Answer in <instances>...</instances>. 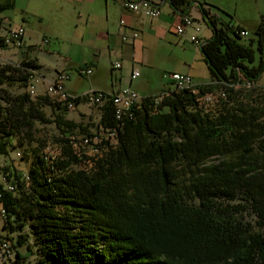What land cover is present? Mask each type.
<instances>
[{"label":"trees","instance_id":"obj_1","mask_svg":"<svg viewBox=\"0 0 264 264\" xmlns=\"http://www.w3.org/2000/svg\"><path fill=\"white\" fill-rule=\"evenodd\" d=\"M170 2L183 14L190 4ZM13 7L14 0H0V14ZM199 10L211 30L199 47L211 82L163 90L156 105L144 97L120 122L106 101L94 128L116 127V144H100L102 155L89 168L77 166L69 143L70 137L91 134L88 123L66 118L67 108L59 104L48 117L41 98L8 90L26 89L29 75L40 67L35 59L0 62L2 228L17 233L14 241L0 238L11 249L30 250V234L36 264H264V180L254 183L250 176L258 168L251 158L261 155L264 161V93L256 95V106L227 102L232 90L245 89L251 97L250 91L264 87L256 84L264 70V16L255 30L259 60L253 64L254 40L242 42L241 28L212 13L210 4L199 3ZM244 80L253 86L247 89ZM218 85L224 89L209 91ZM220 92L224 98L204 100L216 103L214 109L197 103L202 95ZM41 100L53 104L48 97ZM83 100L77 96L74 104ZM35 123H53L59 134L39 139ZM15 137L28 145L27 170L10 158ZM49 143L59 147V155L44 160ZM22 174L31 181L26 187ZM237 198L254 211L256 231L234 217L243 206L228 202Z\"/></svg>","mask_w":264,"mask_h":264},{"label":"rangeland","instance_id":"obj_2","mask_svg":"<svg viewBox=\"0 0 264 264\" xmlns=\"http://www.w3.org/2000/svg\"><path fill=\"white\" fill-rule=\"evenodd\" d=\"M211 5V12L220 15L223 20H226L233 24H243L247 28V35L241 37V41L248 43L249 40H254L253 48L255 50V60L253 64H257L259 60V53L256 50V34L255 30L261 21V14H264V0H207ZM48 4H52L54 9L47 8ZM78 0H14V7L12 9L3 11L0 16L3 19L4 26L15 27L16 24L22 23V17H25V28H24V38L25 42L31 43L32 46H26L25 42L21 48L27 53L28 57L35 59L38 64H40L39 70L36 71L40 81H44L42 89L46 85V81L51 78L55 70H61L64 68L70 73V77L65 81V86L68 88L80 87V83L86 82V78H80L72 66L78 64H87L95 55L98 56V48L100 49V61L103 64L109 65V55L105 47L99 45L94 48L90 45V42L79 35V28L76 29V13L78 11ZM59 7H62V13L59 11ZM56 8V9H55ZM168 6L164 5L162 9V15H166L168 12ZM61 13V14H60ZM264 16V15H262ZM41 17L43 23L51 25V29L54 30V34H48L38 29L37 18ZM118 20V19H117ZM80 23L81 19H80ZM79 23V25H80ZM84 23V21H83ZM199 31L194 32L189 30V34L195 35L200 39H203L207 34V25L202 21L197 22ZM89 27V24L87 25ZM234 26V25H233ZM88 30V29H86ZM43 36H46L51 41V44L44 46L41 43ZM16 50L14 48L6 49L3 55H11L14 57L13 53ZM201 52L199 46H195L189 38L178 37L177 35L167 32L165 39L154 38L153 36H148L145 47L143 48V58L135 63V68L138 69L139 75L135 80L132 81L131 88L136 90L138 94L143 99L144 97H149L154 105L156 95L161 93L163 90L171 89L172 85L169 80L164 77V74L175 72L177 70H188L189 66H193L195 71V82L207 81L208 72L205 65L200 60ZM112 62H121L122 70L121 72L115 71L116 81L121 84V86L128 87L131 73V66L127 60H120L119 57L111 59ZM20 57L15 58L14 61L0 60V62H12L19 63ZM193 82V81H192ZM258 85H264V70L262 71L259 79L257 80ZM253 86V85H252ZM248 87L247 89L251 88ZM220 89H224L223 86L218 85L210 92H216ZM254 89L252 95L246 93L245 89L232 90L229 92V98L227 102L232 103L240 101L247 105H259V97L256 95L261 92L264 93V87L259 88L260 90ZM263 89V90H262ZM11 94H18L26 92L25 88H17L13 86L8 88ZM172 90V89H171ZM151 94V95H147ZM216 94V93H211ZM32 99H38L43 97H48L53 103L52 105L43 102L41 99L39 101V106L46 113L48 117H52L56 112V102L60 100L56 99L57 96H53L48 92L42 91L39 94L31 96ZM248 98V99H247ZM203 99V95L199 98ZM256 99V103L252 101ZM226 100V99H225ZM62 101V100H60ZM84 101V100H83ZM64 102V101H62ZM209 109H214L218 107L216 103L208 104L204 102ZM60 107H62L60 105ZM90 108V111L83 113H77L76 109L63 110L62 114L68 119H72L76 122H80L85 125L88 123L90 125V135L101 136L102 128L98 126V130H95L94 125L97 123L99 114L97 111L99 109L91 107L85 102H81L77 105L79 110ZM92 109V110H91ZM59 134L58 129L53 123L40 124L35 123V137L39 139H53V137ZM79 134L77 131H73L71 135ZM81 136H77L80 140ZM19 138H14V144L16 147L10 152V158L16 161H20L22 170H27L30 166L31 156L28 154V145L26 141H22L23 145H19ZM111 146L116 144V140L109 143ZM35 146V142L32 143ZM46 147H51V154L53 156L59 155V147L52 146L50 143ZM71 147V146H70ZM73 148V147H72ZM71 148V149H72ZM72 152L79 159L77 166L89 168L94 160L98 159L102 155V151L93 152L91 147L80 143L78 148L72 149ZM81 157H80V156ZM27 157L23 160L20 157ZM214 161V160H212ZM251 162L258 168L256 172L250 173L251 178H254L252 182L261 184L264 180V161L261 155H256L251 158ZM5 163V159L0 158V166ZM0 182H4L0 175ZM229 205H235L237 203H244L239 198L228 202ZM242 210L237 208V212L234 211V217L236 219L246 224L253 231H256L257 227L255 224L256 216L254 211L247 204H242ZM239 210V211H238ZM3 218L0 216V236L8 235L14 238L17 233L7 234L2 228ZM23 233H28V229L25 227L22 231ZM32 236L29 234L27 243L30 244L31 249L27 250L26 245L17 246L12 249L13 252L17 251L24 258V261L28 264H36L37 256L35 254V248L32 245Z\"/></svg>","mask_w":264,"mask_h":264},{"label":"crops","instance_id":"obj_3","mask_svg":"<svg viewBox=\"0 0 264 264\" xmlns=\"http://www.w3.org/2000/svg\"><path fill=\"white\" fill-rule=\"evenodd\" d=\"M124 1L125 0H78V11L76 13V29L79 28V35L90 42V45L96 48L97 45L101 48V46L105 47L108 55H109V65L103 64L100 61V49L98 48V56L96 55L89 60L87 64H78L76 66H72V68L76 71L77 75L80 78H86V82L80 83V87L75 88H68L65 86V91L70 96H84L82 94L88 92V91H116L120 88H123L125 86H121L119 82L116 81V73L115 71L121 72L122 70V63L121 62H112L111 59H115L117 57L120 58V60H127L128 63L131 66V72L135 68V63L138 62L143 58V48L146 45L148 36H153L154 38L158 39H165L167 32H171L178 37H184L189 38V30H192L191 28H187L185 30V33L180 36L175 31V26L181 19L183 15L190 16L194 19L195 22L202 21L201 13L199 10V3H208L207 0H190V4L185 7L186 12L183 14L181 10H175L171 4L168 3V0H147L151 2L152 4L156 5L159 10L160 14L158 17L155 18H149L145 16L142 13H136L130 10H127L124 7ZM130 1H140V0H130ZM168 6V12L164 16L162 15V9L163 6ZM204 5V4H203ZM204 7H207L205 4ZM47 8L54 9V6L52 4H48ZM56 9V8H55ZM59 11L62 13V7H59ZM60 13V14H61ZM63 14V13H62ZM264 14H261V17ZM22 23L16 24L17 26H23L25 28L24 22L25 17L22 18ZM80 19L81 22L80 23ZM118 19V20H117ZM123 20L124 24H120V21ZM84 21V23H83ZM38 22V29L42 30L45 33H48L49 35L54 34V30L51 29V25L44 24L41 17L37 18ZM80 23V25H79ZM89 24V27L87 26ZM205 24V22H204ZM234 26H238L239 28L246 31L247 35V28L239 23V24H233ZM208 28V27H207ZM88 29V30H86ZM207 34L204 36L203 39H199V43L195 46H199L200 43H202L204 40L210 37L211 30L207 29ZM136 32V37H131V33ZM122 35H125V38H122ZM263 38H264V29H263ZM25 38L23 37V41ZM25 42V41H24ZM41 43L44 46H48V44H51V41L48 37L43 36L41 39ZM26 46H32L31 43L25 42ZM101 45V46H100ZM9 49V48H7ZM23 48L15 49L16 51L13 53L14 57L11 55H3V52L6 49H3L0 52V60L4 61H14L15 58L20 57V60H22L25 56H28L27 53H25ZM202 54L200 57V60L205 65L202 59ZM36 62V61H35ZM115 63H119L120 66L118 68L114 67ZM38 66V62H36ZM206 67V65H205ZM91 69V73L89 74H81L79 73L80 69ZM207 69V68H206ZM39 70V69H38ZM37 70V71H38ZM61 70L66 71L64 68ZM60 70H55L53 75L49 80L46 81L49 82L52 80L56 74ZM176 72L181 73H187L192 77V81L194 85H203L210 83V76L208 73V80L207 81H201V82H195V71L193 66H189L188 70H177ZM208 72V70H207ZM68 74V78L70 77V73L66 71ZM140 76V75H138ZM137 78V77H136ZM135 78V79H136ZM135 79H131V73H130V80L128 86L131 87L132 81ZM44 81H40V83L37 86L36 94L41 93L42 91L45 92V88L42 89V85ZM257 84V83H256ZM258 85V84H257ZM151 95V94H147ZM57 99V97H56ZM57 101H60L57 99ZM84 102V101H81ZM80 102V103H81ZM76 109L77 113H83L90 111V108L87 107V109L79 110L77 108V105L74 107ZM92 110V109H91ZM99 114V110L97 111Z\"/></svg>","mask_w":264,"mask_h":264},{"label":"built area","instance_id":"obj_4","mask_svg":"<svg viewBox=\"0 0 264 264\" xmlns=\"http://www.w3.org/2000/svg\"><path fill=\"white\" fill-rule=\"evenodd\" d=\"M124 7L127 10L136 12V13H142L145 16L149 18H155L158 17L160 14L159 8L152 4L151 2L147 0L142 1H130L125 0L124 1ZM120 24H124V21L121 20ZM187 28H191L194 32L199 31V27L197 22L194 21L193 18L187 15H183L179 22L175 26V31L178 35L182 36L185 33V30ZM24 27L23 26H4L0 28V44L3 45L5 49L7 48H14V49H20L23 44V36H24ZM239 35L241 37L246 36V31L243 29L239 30ZM137 33L132 32L131 37H136ZM122 38H125V35H122ZM189 40L196 45L199 43V39L195 35H190ZM201 44V43H200ZM199 44V45H200ZM3 50V48L0 46V52ZM120 66L119 63H115L114 67L118 68ZM79 73L81 74H89L91 73V69H80ZM139 71L137 68H134L131 72V79H135L138 77ZM164 77L169 80L170 84L172 85V88H176L180 82H188L192 81V77L187 73H181V72H171L168 74H164ZM68 79V74L64 70H60L56 72L54 78L47 82L45 92L51 91V90H57V89H65V81ZM243 82H250L247 80H244ZM40 83V78L36 71H33L31 75H29L27 79L26 84V92L33 96L36 94V89L38 84ZM170 88L167 90H171ZM166 90V91H167ZM84 102L88 104L91 107H95L100 110V108L104 105L106 101H109L113 107V115L116 121H121L123 117L132 115L130 112V105H139L142 98L138 94L136 90L128 87L120 88L116 91H88L84 94ZM209 98V97H205ZM154 100V99H153ZM57 104L66 107L67 109H73L76 104L68 103V102H62V101H54ZM197 103L202 106V103H204V99L197 100ZM118 126V124H117ZM104 131H110L111 129H116V127H101ZM70 138H75L70 137ZM51 154V147H45L42 151V157L44 160H47V158H50ZM22 179L24 182V186L26 187V183H31V181H25L23 174ZM6 188L8 190H13L14 186L12 184H7ZM1 195V193H0ZM5 215V211L3 208L0 207V216L3 218ZM0 264H28L24 260H16L15 253L10 248V245L8 241L5 239L0 238Z\"/></svg>","mask_w":264,"mask_h":264},{"label":"bare ground","instance_id":"obj_5","mask_svg":"<svg viewBox=\"0 0 264 264\" xmlns=\"http://www.w3.org/2000/svg\"><path fill=\"white\" fill-rule=\"evenodd\" d=\"M192 84H193L192 81L180 82V84H178L176 86V88H174V89L175 90H182V89L184 90V89L189 88L190 86H192ZM246 85L250 86L252 84H251V82H246ZM47 92L49 94L53 95V96L54 95L57 96V98H59L60 100H62L64 102L73 103V104H74V99L77 97V96H70L69 94L66 93V91L64 89L51 90V91H47ZM164 94H167V93H164ZM162 97H163V94L156 95L155 98H154V102H156L158 104V102L162 100ZM205 97H209V98H205ZM224 97H225V94L223 92L216 93V94L208 93V94H206L204 96V100L206 102H213V101H215L217 99L224 98ZM134 106H138V105H130V112H131V109ZM101 133H102L101 136H99V135L98 136L97 135H90V134L89 135H85V136H81L80 140L77 137L70 138L69 143L75 149L78 148V144L84 143V144L90 146L91 150L93 152H98L100 144L104 145L107 141L111 142V141L115 140L116 129H111L110 131H104L102 129Z\"/></svg>","mask_w":264,"mask_h":264},{"label":"water","instance_id":"obj_6","mask_svg":"<svg viewBox=\"0 0 264 264\" xmlns=\"http://www.w3.org/2000/svg\"><path fill=\"white\" fill-rule=\"evenodd\" d=\"M140 1H142V0H140ZM163 2H164V0H163ZM168 3L170 4L171 2H170V0H168ZM201 45V44H200ZM200 45H199V47H200Z\"/></svg>","mask_w":264,"mask_h":264}]
</instances>
